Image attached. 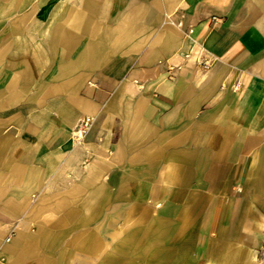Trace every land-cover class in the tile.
Returning <instances> with one entry per match:
<instances>
[{"label":"crops","instance_id":"obj_1","mask_svg":"<svg viewBox=\"0 0 264 264\" xmlns=\"http://www.w3.org/2000/svg\"><path fill=\"white\" fill-rule=\"evenodd\" d=\"M0 264H264V0H0Z\"/></svg>","mask_w":264,"mask_h":264},{"label":"built area","instance_id":"obj_2","mask_svg":"<svg viewBox=\"0 0 264 264\" xmlns=\"http://www.w3.org/2000/svg\"><path fill=\"white\" fill-rule=\"evenodd\" d=\"M203 69H206L208 67V61L203 60L200 62ZM92 122V119L88 116H84L80 119L76 129H75V135L77 138H81L85 132L88 130ZM9 237H5V240H8Z\"/></svg>","mask_w":264,"mask_h":264}]
</instances>
